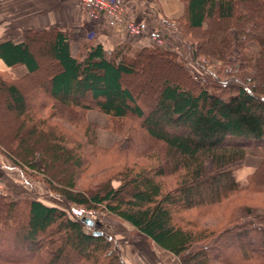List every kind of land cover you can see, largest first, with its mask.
Returning a JSON list of instances; mask_svg holds the SVG:
<instances>
[{"label":"trees","instance_id":"trees-1","mask_svg":"<svg viewBox=\"0 0 264 264\" xmlns=\"http://www.w3.org/2000/svg\"><path fill=\"white\" fill-rule=\"evenodd\" d=\"M181 2L182 14L167 22L188 43L192 58L224 64L236 48L235 72L197 78L174 50L148 43L149 36L109 54L101 44L84 42L73 55L66 31L23 30L20 41L0 42L4 66L25 69L15 79L0 71L5 109L21 120L13 135L18 140L9 147L0 143L2 151L25 178L32 177L30 169L65 201L101 207L172 253L178 264H264V215L255 210L264 207V0ZM250 41L258 50L245 53ZM40 51L51 62L44 69ZM143 62L148 80L161 75L148 106L145 92L133 94L124 82ZM31 76L38 79L23 83ZM88 110L105 114L112 132L135 138L138 157L147 158L125 161L97 189L76 187L75 176L90 153L78 141L69 146V128L52 120L90 134L91 148L100 155L106 149L96 143ZM42 140L46 144L38 146ZM246 157L259 162L240 184L233 168ZM59 159L63 179L55 175ZM251 196L256 203L247 201ZM193 210L215 222L184 220L181 214ZM0 264L127 263L112 238L85 232L69 211L0 189Z\"/></svg>","mask_w":264,"mask_h":264},{"label":"rangeland","instance_id":"rangeland-1","mask_svg":"<svg viewBox=\"0 0 264 264\" xmlns=\"http://www.w3.org/2000/svg\"><path fill=\"white\" fill-rule=\"evenodd\" d=\"M173 31L174 33L171 35V38H166V40H163L162 45L158 46L174 50L178 54V56L181 57L185 62L186 68L193 76L197 78L205 77L211 79L213 77L214 71L221 70V74H225L224 70L227 69L231 70V72L236 71V65L239 63L238 50L236 48H232V50L226 57L224 64L218 60H210L203 56L192 58L188 43L180 36V33H178L176 29H173ZM233 34L234 33L232 32V35ZM148 43L157 45L151 40H148ZM257 50V44L250 41L246 43L244 52H256ZM39 54L41 56L40 65L43 67V69L51 65L50 60L46 56L42 55L43 52ZM160 66L162 67V65ZM0 71H4L10 78L13 79L19 77L20 74V71L17 68H2L1 65ZM148 72L149 68H147V65L145 64V62H143L142 64H139L137 66V73L134 76L125 79L124 81L125 85L131 88L133 94H136L139 89L145 92L144 103L147 106L151 102L150 98H153L154 85H156L161 79V75H155L152 81L148 80ZM46 73V69L39 72L40 81H43V79H45ZM36 79H38L36 76H31L29 79L24 80L23 83H33V81ZM222 79L224 80V77ZM5 102V97L0 94V143L9 147L14 143L15 138L13 137V135L15 130L18 129L21 120L18 117L14 116L15 114L13 112L5 109ZM89 111L104 115L106 121L103 128H100L99 125L88 119L87 113ZM87 113L86 119L92 122V124L95 126L96 143L100 147L106 149V151L100 155L94 153L91 148V146H93V143H89V140L91 139L89 136L90 134L85 135L81 128L66 123L63 119L61 120L55 118L52 120H56L60 122V124H62L64 127L69 128L68 133L71 132V135L73 137V139L71 138V142H69V146L72 144V141H78L85 149H87V152L90 153L87 155V161L85 162L84 168L80 169L77 176H75V182L77 184L76 187L85 189H97L98 184L105 182L108 177L114 179L118 168L123 166L125 161L127 163H133L136 161V159L139 161H146L147 158L138 157L136 150L141 145L135 138H133L132 141H129L127 135H122L120 133L117 134L116 132L114 133L107 127L108 122L105 114L96 110H88ZM27 129L28 128L26 127L21 134L25 135ZM100 129H103L107 134H111V136L114 138V141L110 145H108V147H103L98 143L97 133H101ZM16 140L18 139L16 138ZM1 144L0 189H6L16 194H26L31 198L38 199L44 202L45 204L57 206L69 212L72 208H84L85 210L90 211L91 213H93V216H91V218L93 219V225L88 226L84 224L85 232L90 233L92 232V230H99L109 238H112L116 242L122 259L127 264H178L177 258L172 253L162 250L148 238L138 233L130 224L118 219L113 215L107 214L101 209V207L86 208L65 201L59 196L52 194L48 190L44 182V178L41 174H37V172L34 173L28 168L27 169L31 173L32 177L26 176L25 178L24 175L13 166V162L11 161V159L5 156L2 151L4 149V146H2ZM44 144H46V142L42 140L41 144H39L38 146H44ZM152 144L154 146L157 145V143L155 142ZM130 148L133 151L128 150ZM124 149L125 152L123 153V156L119 159H115V156L121 154ZM251 159H255L257 161L259 160L256 157H251ZM56 165L58 169L57 171H55V175L63 179V177L61 176L62 174L60 173L64 169L63 159H59L56 162ZM205 166L206 168L211 167V161L209 159L205 161ZM68 170L73 171V168L70 167ZM251 170L252 169L248 167L244 160L235 163V166L233 168V175L235 180L240 184L244 183L245 176ZM68 175L67 177H69ZM113 184L116 185L117 182H113ZM247 201L249 203H256V198L251 196ZM255 210L258 215H264V207H257ZM181 216L184 218V220L192 219L193 221H196L199 226L210 225L215 222L213 218L204 217V215L200 214V212L196 210L185 211L181 214Z\"/></svg>","mask_w":264,"mask_h":264},{"label":"crops","instance_id":"crops-1","mask_svg":"<svg viewBox=\"0 0 264 264\" xmlns=\"http://www.w3.org/2000/svg\"><path fill=\"white\" fill-rule=\"evenodd\" d=\"M126 6V17L141 22L143 34L128 35L108 17L102 15L91 19L85 14L80 0H0V42L21 40L23 30H37L56 27L68 33L71 53L75 55L84 42L101 44L105 53L121 47V45H137L142 36L157 34L166 40L174 33L173 26L167 20L177 18L183 12L181 0H120ZM2 68H6L0 60ZM21 75L23 66L15 67ZM89 120L100 128L105 125L102 114L89 111ZM98 134V143L108 147L114 138L103 129ZM250 159V161H249ZM246 157L244 162L250 169L259 160Z\"/></svg>","mask_w":264,"mask_h":264},{"label":"built area","instance_id":"built-area-1","mask_svg":"<svg viewBox=\"0 0 264 264\" xmlns=\"http://www.w3.org/2000/svg\"><path fill=\"white\" fill-rule=\"evenodd\" d=\"M80 4L87 15L91 19H98L105 15L113 24H117L124 33L132 36L143 34V26L141 22L126 17V6L120 0H80ZM149 40L162 45L163 39L157 34H150ZM70 213L76 218H88L93 222L91 216L93 213L84 208H72Z\"/></svg>","mask_w":264,"mask_h":264},{"label":"water","instance_id":"water-1","mask_svg":"<svg viewBox=\"0 0 264 264\" xmlns=\"http://www.w3.org/2000/svg\"><path fill=\"white\" fill-rule=\"evenodd\" d=\"M81 221L84 224L88 225V226H92L93 225V222L90 219H88V218H85V217L81 218ZM92 234L105 235L102 231H99V230H92Z\"/></svg>","mask_w":264,"mask_h":264},{"label":"bare ground","instance_id":"bare-ground-1","mask_svg":"<svg viewBox=\"0 0 264 264\" xmlns=\"http://www.w3.org/2000/svg\"><path fill=\"white\" fill-rule=\"evenodd\" d=\"M44 98V97H43ZM63 113V112H62Z\"/></svg>","mask_w":264,"mask_h":264}]
</instances>
